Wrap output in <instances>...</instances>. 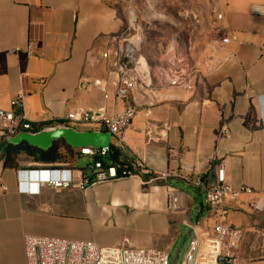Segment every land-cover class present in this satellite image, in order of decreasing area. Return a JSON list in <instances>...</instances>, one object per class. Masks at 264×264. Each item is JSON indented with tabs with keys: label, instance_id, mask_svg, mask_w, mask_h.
Instances as JSON below:
<instances>
[{
	"label": "crops",
	"instance_id": "crops-1",
	"mask_svg": "<svg viewBox=\"0 0 264 264\" xmlns=\"http://www.w3.org/2000/svg\"><path fill=\"white\" fill-rule=\"evenodd\" d=\"M124 2L0 0V108L8 109L9 100L22 91L28 121L47 127L60 120L61 125L72 126L65 115L74 109L104 106L110 114L133 101L137 114L125 131L127 149L122 157L137 156L155 173L146 182L131 177L85 190L57 189L58 199L47 201L50 188L38 194L20 192L21 169L3 170L0 165V181L6 188L0 190V264H25V234L101 246L125 241L168 254L177 239L187 238L189 243V223L201 220L212 234L216 218L206 205L204 189L185 177L212 182L219 165L234 189H249L226 202L223 222L241 231L240 257L234 264L247 261V253L251 256L256 246L264 245V211L250 208L264 191V16L249 11L253 4L264 5V0H204L211 19L221 12L219 24L234 38L222 45L212 30V41L201 47L211 59L199 62L193 91L163 88L116 102L117 77L101 53L110 37L127 27ZM94 80L106 82L107 99ZM223 126L227 136L221 133ZM176 182L192 186L198 195L178 190L172 185ZM170 191L174 210L168 208ZM46 203L60 212L45 213ZM245 243L249 252L240 249Z\"/></svg>",
	"mask_w": 264,
	"mask_h": 264
},
{
	"label": "built area",
	"instance_id": "built-area-1",
	"mask_svg": "<svg viewBox=\"0 0 264 264\" xmlns=\"http://www.w3.org/2000/svg\"><path fill=\"white\" fill-rule=\"evenodd\" d=\"M213 2L214 0H211V3ZM249 11L252 15L264 16V5L253 4L249 7ZM212 21V30L215 31L222 45L234 38L226 32L225 27L220 26L219 22L223 21L221 12H215ZM141 34L142 29L138 31V28L128 21L127 27L121 33L110 37L108 46L101 53L102 58L109 60L110 67L117 77L114 101L123 102L145 96L146 93L155 94L163 88L193 91L197 69L192 74L172 64L167 70L153 74L147 60L140 54ZM261 48L264 51V35ZM93 85L102 90L105 99L108 98L106 82L94 80ZM22 98L23 92L18 91L9 100L8 109L0 108V145L8 144L10 138L21 132H34L40 128L39 124L26 119ZM136 114L137 103L133 101L110 114L106 112L104 106L98 109L77 108L68 112L65 120L71 124L101 126L102 131L110 134L109 145L99 149L90 147L73 149V160L78 157L91 158L83 168H76L73 161L63 166L28 167L18 170V191L38 194L42 188L85 190L97 184L131 177H140L143 182L148 181V178L153 177L155 173L145 166L142 159L137 156L122 157V153L127 149L125 131ZM221 133L228 135L226 126L221 128ZM113 149L120 153L118 160L105 164L95 159L97 156L107 157ZM171 159L175 161L174 157ZM30 176L34 177L27 178ZM159 176L162 178L165 174ZM185 181L203 187L206 205L216 219L212 225V234L201 220L187 224L191 239L181 264H234L240 246L241 231L223 222L226 202L229 197L235 198L242 192H248L249 189L244 186L234 189L222 165H219L212 175V182L203 183L198 176H186ZM5 189L0 181V190L5 191ZM168 208L170 210L176 208L171 191L168 192ZM250 208L254 212L264 211V191L256 201L251 202ZM23 249L25 264H169L166 250L155 247L135 248L127 245L125 241L115 246H101L94 241L25 234Z\"/></svg>",
	"mask_w": 264,
	"mask_h": 264
},
{
	"label": "rangeland",
	"instance_id": "rangeland-1",
	"mask_svg": "<svg viewBox=\"0 0 264 264\" xmlns=\"http://www.w3.org/2000/svg\"><path fill=\"white\" fill-rule=\"evenodd\" d=\"M123 10L127 24L130 15H136L135 23L142 29L140 54L147 60L153 74L167 70L172 64L193 74L200 61L205 60L209 63L211 55L209 52H203L201 47L209 45L208 43L212 41L210 35L213 21L212 14L206 9L204 0H125ZM69 125L77 129L102 128L99 125L71 123ZM73 159L70 162L74 161L76 168H83L91 161L90 157ZM21 164L26 165L24 168L31 165L25 157L21 160ZM172 185L192 197L198 195L192 186L183 182H176ZM47 191L50 192L46 195L47 201L58 199L57 189L50 188ZM72 200L73 198H70V201ZM46 206L48 207L45 211L47 214L60 212L55 211L53 205L46 203ZM187 244V238L176 240L168 251L169 264H181ZM240 249L249 252V243L243 244ZM254 250L251 256L247 253L245 259L248 260L241 261L242 264H261L258 262L264 261V245L260 244ZM236 257H240V254Z\"/></svg>",
	"mask_w": 264,
	"mask_h": 264
},
{
	"label": "trees",
	"instance_id": "trees-1",
	"mask_svg": "<svg viewBox=\"0 0 264 264\" xmlns=\"http://www.w3.org/2000/svg\"><path fill=\"white\" fill-rule=\"evenodd\" d=\"M57 125H61L62 121H56ZM45 126L44 124L39 127ZM73 148L66 144L64 140H56L46 150H40L36 147L29 145L27 142H20L16 145L6 144L3 152L0 154V165L3 170L5 169H22L23 166L19 163L21 157H25L31 163L30 168L40 167H56L63 166L72 160ZM120 153L116 150H112L110 154L105 157H95L103 163L118 160Z\"/></svg>",
	"mask_w": 264,
	"mask_h": 264
},
{
	"label": "water",
	"instance_id": "water-1",
	"mask_svg": "<svg viewBox=\"0 0 264 264\" xmlns=\"http://www.w3.org/2000/svg\"><path fill=\"white\" fill-rule=\"evenodd\" d=\"M60 139L73 149L84 147L99 149L109 145L110 134L102 130L81 131L73 126L54 125L39 128L34 132H21L10 138L8 144L16 145L24 141L40 150H46L54 141ZM5 146L6 144L0 145V154Z\"/></svg>",
	"mask_w": 264,
	"mask_h": 264
},
{
	"label": "bare ground",
	"instance_id": "bare-ground-1",
	"mask_svg": "<svg viewBox=\"0 0 264 264\" xmlns=\"http://www.w3.org/2000/svg\"><path fill=\"white\" fill-rule=\"evenodd\" d=\"M129 21H130V23L135 27V28H138V31H140L141 30V27L139 26V25H137L136 26V15L135 16H132V15H130V19H129ZM139 38H140V35L138 36ZM34 176H30V177H27V178H33Z\"/></svg>",
	"mask_w": 264,
	"mask_h": 264
}]
</instances>
